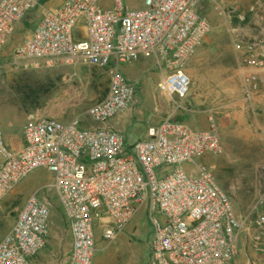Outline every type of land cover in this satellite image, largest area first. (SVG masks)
<instances>
[{"label": "built area", "instance_id": "2783aa9c", "mask_svg": "<svg viewBox=\"0 0 264 264\" xmlns=\"http://www.w3.org/2000/svg\"><path fill=\"white\" fill-rule=\"evenodd\" d=\"M43 1L0 0V53L17 25ZM201 2L143 0L142 6L131 7L124 0L109 5L107 0H63L42 8L35 31L14 49L12 64L24 68L55 62L109 67L107 94L83 114L71 120L45 116L27 121L18 149L9 146L0 127V202L32 171L47 168L70 223V264H93L97 222L101 237L114 240L144 206L155 231L147 264H235L241 235L251 228L250 236L264 251V192L244 217L210 167L197 161L223 152L213 113L205 129L166 117L136 142L106 125L136 100V86L121 63L155 60L168 69L159 88L172 97H187L192 80L185 65L212 28L199 11ZM263 6L264 0H254L249 10L264 21ZM246 17L238 15L240 21ZM235 46L254 69L264 65V40L239 38ZM245 81L261 91L257 73ZM39 192L28 197L0 240V264H35L46 246L51 207Z\"/></svg>", "mask_w": 264, "mask_h": 264}, {"label": "rangeland", "instance_id": "374dc122", "mask_svg": "<svg viewBox=\"0 0 264 264\" xmlns=\"http://www.w3.org/2000/svg\"><path fill=\"white\" fill-rule=\"evenodd\" d=\"M63 0H44L43 6L29 13L18 25L9 45L0 53V116L4 138L12 148L23 145L27 121L60 114L76 117L108 92L109 67L87 62L42 63L24 68L12 64L14 49L25 42L42 19V8H53ZM140 7L143 0H124ZM254 0H202L199 11L212 25L203 44L190 57L185 70L191 77L187 97L179 99L163 92L159 81L168 73L153 59L121 63L120 69L136 86V100L128 109V121L122 132L128 142L147 137L150 125L172 116L191 126L205 129L209 116L218 121L223 152L198 158L212 170L217 182L231 197L236 212L248 217L264 192V108H254L255 92L245 81L254 67L244 61L235 44L239 38L251 39L257 32L256 16L249 7ZM107 5L110 0H107ZM245 14L246 21H240ZM208 39V42H207ZM205 50L201 55L199 50ZM190 68V70H188ZM261 103V102H260ZM126 112V113H127ZM5 117V118H4ZM85 124H91L85 121ZM108 126V125H107ZM111 127V126H109ZM112 128V127H111ZM187 170L192 165L185 164ZM54 177L47 168H37L24 177L0 202V240L13 227L28 197L39 195L50 204V236L35 257V264H70L72 234L61 205ZM159 217L160 214L155 213ZM96 250L93 264H147L155 236L147 206L142 207L127 228L114 240L101 237L96 223ZM250 233L243 232L235 264H264V251Z\"/></svg>", "mask_w": 264, "mask_h": 264}, {"label": "crops", "instance_id": "0c3cea01", "mask_svg": "<svg viewBox=\"0 0 264 264\" xmlns=\"http://www.w3.org/2000/svg\"><path fill=\"white\" fill-rule=\"evenodd\" d=\"M240 1L242 2L243 0H240ZM260 11L262 14H264V6L262 7V9ZM255 21H256V23H258L257 32L252 33V37H257V38H259V40H264V21L260 20L258 18V15H256ZM207 42H208V39H207ZM205 52L206 51L203 49L199 50V53L201 55L206 54ZM188 70H190V68ZM255 73H257L258 77L263 81V86H261V92H263V93L260 95L254 94V105H255L254 108L257 107L259 109V108H263V106H264V65L255 66ZM54 116L59 117V118L64 119V120H71L72 118H74V117H70V116L60 117V114L54 115ZM128 117H129L128 112L127 113L125 112V113L118 115V116L114 117L113 119H111L109 122H107L106 125L111 126L112 128L123 132L125 125L128 121ZM2 118H3V116H0V127L1 128L3 127L1 125L2 124L1 123ZM3 129L9 133V131L6 129L5 126L3 127Z\"/></svg>", "mask_w": 264, "mask_h": 264}]
</instances>
